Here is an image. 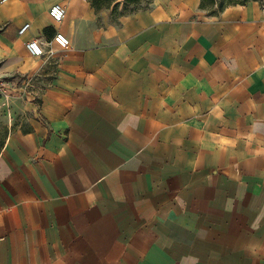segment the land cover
I'll return each instance as SVG.
<instances>
[{"label": "crops", "instance_id": "0c3cea01", "mask_svg": "<svg viewBox=\"0 0 264 264\" xmlns=\"http://www.w3.org/2000/svg\"><path fill=\"white\" fill-rule=\"evenodd\" d=\"M108 1L0 0V264H264V0Z\"/></svg>", "mask_w": 264, "mask_h": 264}, {"label": "built area", "instance_id": "2783aa9c", "mask_svg": "<svg viewBox=\"0 0 264 264\" xmlns=\"http://www.w3.org/2000/svg\"><path fill=\"white\" fill-rule=\"evenodd\" d=\"M49 15L55 22H62L66 15V8L61 3H54L49 8ZM31 27L30 22H25L21 25L18 30L20 35L25 34ZM51 42H55L60 48H67L70 46L71 41L70 38L64 34L63 32L57 31L52 40L48 43L41 40L40 38H31L26 42V48L29 53L34 57H40L45 55L46 53L51 54L53 52V48L51 47ZM48 47V48H47ZM30 85V82L26 81L23 83L24 88H27ZM17 89H14L11 82L0 73V98L5 100H9L14 96V92ZM20 94V93H19Z\"/></svg>", "mask_w": 264, "mask_h": 264}, {"label": "rangeland", "instance_id": "374dc122", "mask_svg": "<svg viewBox=\"0 0 264 264\" xmlns=\"http://www.w3.org/2000/svg\"><path fill=\"white\" fill-rule=\"evenodd\" d=\"M153 0H122V2H118L114 8H113V12L118 14V13H126L129 11H134L137 10L139 8H143L145 6H149L150 3ZM108 0H102V3H108ZM220 2V1H219ZM204 11L207 14H213L215 13V11H217V5H215L213 8H206L204 9ZM30 80V85H31V79H27V82ZM29 85V86H30Z\"/></svg>", "mask_w": 264, "mask_h": 264}, {"label": "trees", "instance_id": "16d2710c", "mask_svg": "<svg viewBox=\"0 0 264 264\" xmlns=\"http://www.w3.org/2000/svg\"><path fill=\"white\" fill-rule=\"evenodd\" d=\"M220 1V2H219ZM249 0H202L201 7L202 8H213L215 5H217V11L219 12L223 10L225 7L237 4V3H246Z\"/></svg>", "mask_w": 264, "mask_h": 264}]
</instances>
